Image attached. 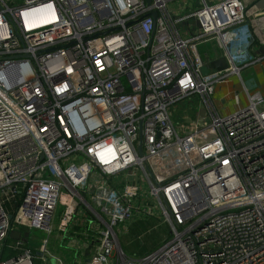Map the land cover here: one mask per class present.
Returning <instances> with one entry per match:
<instances>
[{"label": "built area", "instance_id": "2783aa9c", "mask_svg": "<svg viewBox=\"0 0 264 264\" xmlns=\"http://www.w3.org/2000/svg\"><path fill=\"white\" fill-rule=\"evenodd\" d=\"M147 1L0 0V264L46 262L57 219L61 264H264V96L244 88L226 115L213 101L264 61L247 7ZM209 42L227 68L205 75ZM188 100L208 125L179 113ZM156 212L171 236L128 257L120 235Z\"/></svg>", "mask_w": 264, "mask_h": 264}, {"label": "rangeland", "instance_id": "374dc122", "mask_svg": "<svg viewBox=\"0 0 264 264\" xmlns=\"http://www.w3.org/2000/svg\"><path fill=\"white\" fill-rule=\"evenodd\" d=\"M178 2V0H170L168 2V7L170 4ZM182 0L179 1V3ZM188 4H191L193 8L196 9L198 3L200 0H186ZM169 10V8H168ZM170 11V10H169ZM175 15V14H174ZM189 25L191 27H194V21H191L189 23H183L182 27H186V25ZM182 31L183 28H181ZM199 51L204 57L205 60L213 59L217 56H219L220 51L219 48L215 45L214 42H209L207 44H204L203 46H200ZM254 66V65H252ZM245 70V69H244ZM230 79L229 83L222 84L218 87L216 90V94L213 98L215 108L217 112L220 115H226L229 113H232L237 109L236 107V102H235V95L237 94V91L235 88L233 89L234 92L232 91V94L229 96L227 95L230 93V89L233 87L230 82H233L235 80V77H229ZM237 84L240 85L239 79L236 80ZM245 82V81H244ZM246 87L249 88V93H256L255 91L258 90V87L253 88L245 82ZM240 88L242 91L239 92L240 96L239 98L241 99V104L242 106H246L247 104V94L245 89L240 85ZM225 90V92H223ZM226 93V91H228ZM236 91V92H235ZM264 91L260 92L261 94ZM259 94V93H256ZM254 95V94H253ZM224 99V103L221 102V100ZM198 100H195L197 102ZM188 102H184L182 106H179L181 108L180 112L182 114L183 111H188L189 114L193 118H198L200 122V127H204L210 123V118L207 117L206 114V109L205 107H200L198 103H196V106H188ZM180 115V114H179ZM177 112L173 114L174 122L175 125H179V119L176 118ZM81 209H84L83 207ZM156 211L157 208H154ZM57 217V215H56ZM57 224H58V219L55 221V230L52 231L51 236L49 237V244H48V254L47 256V261L44 262L42 260H35L36 264H58L62 263H70L72 261L73 253L72 250L67 247V244H64L63 242L60 241V239L57 236ZM128 226V225H127ZM133 227L130 228V231L125 235H120V246L125 252V254L128 257H132L133 254L140 255L142 252L146 249H148L151 246H155L158 243L161 242V240L168 238L170 235V229L168 224L163 220L159 212L155 213V216H144V218H139V221L136 223V225H132ZM16 231L12 234V236L9 238L10 242L16 241L15 239L18 238L19 236L21 237L20 239L27 240V235L24 234H29V232L26 230L24 226H16ZM132 229V230H131ZM36 235H41L40 233H36ZM138 236V238H135ZM19 240V239H18ZM155 243V244H154ZM40 249V247H36L35 253L37 250ZM58 259V260H57ZM61 260V262L59 261Z\"/></svg>", "mask_w": 264, "mask_h": 264}, {"label": "crops", "instance_id": "0c3cea01", "mask_svg": "<svg viewBox=\"0 0 264 264\" xmlns=\"http://www.w3.org/2000/svg\"><path fill=\"white\" fill-rule=\"evenodd\" d=\"M179 1L180 0H178V2H176V3H173L174 1H172V4H170L168 7L170 12L173 15L175 14L174 16H177V17L182 16L183 17V16H186L187 14H190V13L196 11L199 8V3L195 9V8H193V6L191 4H188V2L186 0H182L180 3H179ZM242 1L245 3V5L247 7V20L249 22V27H250V33L249 34H251L253 36V39H254L253 46H251V51L257 56L264 57V0H242ZM191 21H193V20H191ZM191 21H189V22H191ZM185 23H187V22H185ZM194 23H195L194 27H191L188 24L186 25V27L181 26V28H183V30H184V31H182L183 36L186 37L189 35V32L187 31L188 29L195 30L197 28V23L195 21H194ZM217 57H219V56H217ZM211 60H214V58ZM232 77H235V80L233 82H230L233 87L230 89L231 90L230 93L227 94L228 96L230 94H232V91L234 92V90H233L234 88L239 92L242 91L240 88V85L243 88H245L247 90V92L249 93V88L246 87V84H244L245 82L250 84V86L253 88L258 87V90L255 92L261 94L260 92L264 91V61L262 62V64H255L254 66H250L249 68L243 70L239 76H232ZM238 79L240 81V85L237 84L236 80H238ZM229 81H230V79L226 83H229ZM226 83H224V84H226ZM223 92H225V90ZM227 92H229V90L226 91V93ZM239 92H237V94L235 96L239 97L240 96ZM256 93H252V94L249 93V94L253 95ZM261 96H264V92L261 94ZM221 102L224 103V99H222ZM241 105L242 104H240V106ZM236 107H238L237 104H236ZM133 225H136V223ZM131 227H133V226H131ZM130 228H129V231H130ZM135 238H138V236H136ZM163 240H161V242ZM160 243H158V245ZM147 253L148 252L146 249L140 255L142 256V255L147 254ZM140 255L133 254L132 257H137Z\"/></svg>", "mask_w": 264, "mask_h": 264}, {"label": "water", "instance_id": "95a60500", "mask_svg": "<svg viewBox=\"0 0 264 264\" xmlns=\"http://www.w3.org/2000/svg\"><path fill=\"white\" fill-rule=\"evenodd\" d=\"M148 4H150V0L147 1ZM150 16L153 17L154 19H157L158 17V12L157 11H152L150 13ZM210 68L215 69V70H223L227 68V64L224 58H219L216 60H212L209 64V67H205L203 69V74H207L210 70ZM140 141H142V135L140 136ZM141 151V148H140ZM39 254V253H38Z\"/></svg>", "mask_w": 264, "mask_h": 264}, {"label": "trees", "instance_id": "16d2710c", "mask_svg": "<svg viewBox=\"0 0 264 264\" xmlns=\"http://www.w3.org/2000/svg\"><path fill=\"white\" fill-rule=\"evenodd\" d=\"M155 244V243H154ZM158 245V244H157ZM157 245L155 244V246H151L147 249V254L151 253L152 251H154L157 247ZM149 250V251H148ZM145 255V254H144ZM13 256H16V252H13L12 250H9L8 248H5V251H4V255H3V259H7L9 257H13ZM141 256V255H140Z\"/></svg>", "mask_w": 264, "mask_h": 264}]
</instances>
